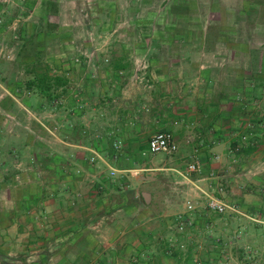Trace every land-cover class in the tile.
<instances>
[{
  "label": "rangeland",
  "instance_id": "rangeland-1",
  "mask_svg": "<svg viewBox=\"0 0 264 264\" xmlns=\"http://www.w3.org/2000/svg\"><path fill=\"white\" fill-rule=\"evenodd\" d=\"M44 67L67 79L51 101L27 85ZM158 131L177 152H147ZM245 261L264 264V0H0V264Z\"/></svg>",
  "mask_w": 264,
  "mask_h": 264
},
{
  "label": "built area",
  "instance_id": "built-area-1",
  "mask_svg": "<svg viewBox=\"0 0 264 264\" xmlns=\"http://www.w3.org/2000/svg\"><path fill=\"white\" fill-rule=\"evenodd\" d=\"M180 147V143L175 139V137L168 131H158L156 132L147 143V152L152 155L165 154L170 155L177 152ZM200 171V162L196 157L192 158L186 163L184 168V174L190 175L198 173ZM183 176V175H182ZM196 189L205 197L207 211H210L216 215H221L226 212L227 205L221 200V198L212 195L210 192L201 189L196 186ZM221 189H219V192ZM186 208L188 210L192 209L190 202L186 203Z\"/></svg>",
  "mask_w": 264,
  "mask_h": 264
},
{
  "label": "trees",
  "instance_id": "trees-1",
  "mask_svg": "<svg viewBox=\"0 0 264 264\" xmlns=\"http://www.w3.org/2000/svg\"><path fill=\"white\" fill-rule=\"evenodd\" d=\"M116 69H119V67ZM66 84L67 79L65 77L51 74L46 67L34 73L33 80L27 83L29 88L37 90L48 101H51L54 91L58 88H61V92L64 93ZM245 264L251 263L245 261Z\"/></svg>",
  "mask_w": 264,
  "mask_h": 264
},
{
  "label": "crops",
  "instance_id": "crops-1",
  "mask_svg": "<svg viewBox=\"0 0 264 264\" xmlns=\"http://www.w3.org/2000/svg\"><path fill=\"white\" fill-rule=\"evenodd\" d=\"M205 109H181L180 111L187 115L194 116L193 118H197L201 116V112L203 113ZM216 113L219 111V109H215ZM175 137V136H174ZM175 139L180 143L179 138L175 137ZM181 145V143H180Z\"/></svg>",
  "mask_w": 264,
  "mask_h": 264
},
{
  "label": "water",
  "instance_id": "water-1",
  "mask_svg": "<svg viewBox=\"0 0 264 264\" xmlns=\"http://www.w3.org/2000/svg\"><path fill=\"white\" fill-rule=\"evenodd\" d=\"M142 197H143L144 201H145L146 203H148V201H149V196H148L147 194L143 193V194H142Z\"/></svg>",
  "mask_w": 264,
  "mask_h": 264
}]
</instances>
